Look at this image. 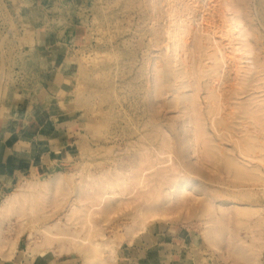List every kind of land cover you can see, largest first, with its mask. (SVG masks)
I'll return each instance as SVG.
<instances>
[{
  "label": "rangeland",
  "instance_id": "1",
  "mask_svg": "<svg viewBox=\"0 0 264 264\" xmlns=\"http://www.w3.org/2000/svg\"><path fill=\"white\" fill-rule=\"evenodd\" d=\"M172 7L178 15H185L193 30L186 41L187 66L182 59L174 58L171 67L180 71L179 80L157 91L159 66L166 65L170 55ZM230 7L237 13L232 14ZM245 44L248 55L244 50L237 51ZM49 51L52 67L61 66L65 90L58 98L59 109L74 124V135L68 140V150L73 152L62 155L63 160L67 159L49 172L40 170L38 175H24L14 184L0 185V205L17 193L22 183L47 179L54 171L66 176L76 174L75 177L83 172L96 181L107 177L115 180L118 190L125 191L127 187L132 192L128 199L121 198L125 203H121L122 207L129 205L125 215L103 229V239L113 246L115 264L127 262L132 257L130 251H142L143 257L150 259L148 251L154 249H164L177 258L168 264H235L230 247L231 238H236V210L256 207L264 215V185L247 187L242 183L245 186L236 189L231 186L235 181L223 173L220 164L223 155H230L246 169L258 167L264 174V166L257 160L264 158V152L252 160L240 156L233 145L235 138L240 140L246 132L261 139L264 145V0H0L3 77L21 86L33 82L43 69L42 56ZM212 54L220 56L219 60L223 56L224 60L216 65ZM56 55L61 56L62 62ZM210 83H216L215 93ZM216 92L224 104V118L233 136L225 140H219L207 116L216 103ZM210 140L222 153L211 152L214 145ZM220 166L221 173L216 171ZM138 175L147 185L144 190L140 188L142 192L133 184ZM217 181L225 184H216ZM131 183L133 186H129ZM155 186L162 188L157 195L164 211L173 213L179 209L183 219L166 218L128 242L125 233L134 226L131 219L140 202L158 207L151 200L158 188ZM206 201L224 213L227 236L224 234L217 252L204 243L202 225L194 217L196 209ZM64 211L65 207L59 210L60 217ZM188 216L190 220L186 219ZM18 226L15 218L3 225L2 240H15L16 245L9 259L0 256V264L27 260L32 255L81 264V257L74 254L38 248L34 243L41 239L35 233L37 225L21 229ZM258 228L254 235L262 243L258 250L264 264V227ZM239 234L246 241L252 238ZM139 239L141 244L136 242Z\"/></svg>",
  "mask_w": 264,
  "mask_h": 264
},
{
  "label": "bare ground",
  "instance_id": "2",
  "mask_svg": "<svg viewBox=\"0 0 264 264\" xmlns=\"http://www.w3.org/2000/svg\"><path fill=\"white\" fill-rule=\"evenodd\" d=\"M230 10L232 14H236L238 11L234 7H230ZM169 15L171 18L168 35L170 41L168 46V50L170 52H168L170 55L166 58L167 64L164 65L163 63L164 66H159L160 72L157 69V72H159V83H156L157 80L155 81L157 85L155 86V88L157 87V91H159L160 89L162 90L163 86H165L166 84L171 85L173 81L179 80V75L181 73L179 70H172V60H175L174 58L182 59L184 65L187 66V64H185V61L188 57L187 54H189V52L187 50L186 41L190 40L189 37L191 35V31H193L187 18H185V15H178L176 13L175 7L170 8ZM155 41H157V38ZM156 44L155 46H157ZM245 45L239 48L237 51L239 52L244 50L243 53H246L248 55V52L250 51L248 50V45ZM223 55L225 56L224 53ZM219 57H216L215 55L211 56V60H213L212 63L219 65V61L221 59L224 60L223 56L220 58V60L218 59ZM225 62H227V60H225ZM185 66L183 68L187 69V67ZM214 71L218 76H220L217 70ZM187 72L189 73V71H185V74H187ZM184 84L185 83H183V85ZM183 85L182 88H184ZM214 85L212 84V90L216 87H213ZM214 91L215 90H213V92ZM178 98H180V96ZM187 101V104H189L190 101ZM212 105L214 106L211 107L207 116L209 117L208 119H210L211 127L214 129V131H216V133H218L219 137L221 138L219 140L233 137L232 133L229 131L228 121H226V119L224 118L226 111L224 108V104H222V99H220V95L217 92L216 103ZM188 107L187 109L190 110V107ZM236 140V138L235 141L233 140V145L236 147L238 151L237 153L244 158L253 160L255 159V157H257L258 153L264 152V145L262 143L263 141L261 139H255L254 137L247 134V132L240 140ZM213 145L214 144H212L211 146ZM168 148L166 150H168ZM210 149L212 150L211 152L214 155L215 152L222 153V151H220L218 147L216 148V145H214L212 148L210 147ZM169 154L170 151L168 153V156ZM223 158V163L220 165H222L224 172L223 170H221V166L220 170L219 168H216V171L219 173L223 172L228 175L229 179L234 180L235 185H231L234 188H242L243 186H245V184L253 186L255 184L264 185V174L258 167L246 169L242 164L238 163V161L234 159V156L231 157L230 155H223ZM257 160L264 166V158L258 157ZM75 175L72 174V176H66L54 171L52 175L47 179L38 181L31 180L29 184L22 183L23 185L21 184L22 186L17 193L11 195L7 199H5V201H2L0 205V256L2 255L5 258L7 257V259H9V255H12L11 253L16 245L15 240H10L6 243L1 238L2 232L4 230L3 225L7 223L8 220L15 218V220L18 219L19 221V229L24 228L29 224L37 225L35 233L38 234L40 236L39 238L41 239L40 241L34 243L38 248L44 247L50 251H58L59 254H74L73 256L81 257V264H115L116 256L114 254L113 246L111 245L110 241L103 239V229L111 221L124 216L125 210L129 207V205H127V208L125 209L126 206L122 207V205L125 203L121 202V198L127 197L126 199H128L129 197L127 195H130V193L132 194L131 189L129 188L130 190H128L126 187L127 180L126 178L123 179V184L126 187L125 191H123V189L122 191H120L121 189L119 187L120 190H118V187L115 184V180H112L110 178L105 177L106 180L97 179L96 181V179H94L91 174L84 175V173L82 172V176L80 177H75ZM140 175H138V177H134L135 180H133L135 181V183L133 184L134 186L136 184V186L139 187V190L140 188L144 190V187H147V185L145 184L146 182L143 181L144 179L142 180L143 177L141 178ZM215 183L219 185L225 184L219 181ZM133 184L131 183V185L129 186H133ZM183 185L180 184L179 186L183 187ZM157 187L155 186V188ZM158 189L162 188L158 187L157 189H155L156 194L154 195V199L153 195L151 196L153 204L157 202L156 204H158V207H149L148 204L150 202H140V206L137 207L136 210L134 208V218H132L133 220L131 219V221H133L132 223H134V226L132 225L133 227H129L125 233L128 238V242H131L135 238H138L140 232L146 230V228H148L149 226H153L156 223H162V221L164 220L167 221L166 218L170 219V217H172L175 219H183L180 211H178L179 209L177 211H173V213H171V211L170 213H167V209L164 211L165 208L163 209L162 205L160 204L162 202L161 198L159 199V196L157 195V191H160ZM142 191L140 190V192ZM81 192H83L82 195ZM182 195L183 194H180V197L178 196V198L181 199ZM140 197L139 199L141 201ZM148 199L149 197L146 200ZM144 200L145 199L143 195V201ZM159 205L161 206V209L159 208ZM64 207L65 211L63 212L62 217H60L59 210H62ZM255 208L247 206L239 207L236 210V238H231L233 240L231 241L232 247H230V254L235 257H232V259H235V264H261L259 260L260 253L258 248H261L262 243L261 241L259 242V238L255 237L254 229H257V227H264V215L259 214L258 210ZM196 210L197 213L194 217L202 225V238L204 240V243L210 250L216 252L220 251L224 234L225 232H227V230H225L224 228L223 211H221L220 208L215 206L211 201H206ZM191 211L194 212L195 210L193 209ZM189 215L191 216V214ZM53 216H55V218H53V220L48 223L47 220H49ZM190 216L186 217V219L190 220ZM230 232L232 233V230H230ZM239 232H243L247 236H251L252 238L250 237L251 239L249 241H246V238H242ZM32 235L34 236L35 234ZM231 235L232 237L234 236L233 234ZM225 236L227 235L225 234ZM36 238H38V236H36ZM36 238L35 240H37Z\"/></svg>",
  "mask_w": 264,
  "mask_h": 264
},
{
  "label": "crops",
  "instance_id": "3",
  "mask_svg": "<svg viewBox=\"0 0 264 264\" xmlns=\"http://www.w3.org/2000/svg\"><path fill=\"white\" fill-rule=\"evenodd\" d=\"M56 59L61 56L56 55ZM54 58V59H55ZM55 59V62H58ZM40 74L20 85L8 81L0 70V185L14 184L24 175L28 178L46 173L64 162L63 156L72 154L68 140L73 137L74 124L60 113L59 97L64 88L60 67L53 68L51 51L42 56ZM12 78V76H11ZM33 83V84H32ZM63 155V156H62ZM139 239L136 242H140ZM142 242V241H141ZM140 242V244H141ZM139 244V245H140ZM131 258L122 264H168L175 259L162 249L144 252L130 251ZM177 260V258L175 259ZM11 264H67L49 259L28 256ZM121 264V263H119Z\"/></svg>",
  "mask_w": 264,
  "mask_h": 264
}]
</instances>
